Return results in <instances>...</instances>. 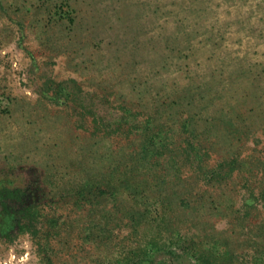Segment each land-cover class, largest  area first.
I'll return each mask as SVG.
<instances>
[{
	"label": "rangeland",
	"instance_id": "374dc122",
	"mask_svg": "<svg viewBox=\"0 0 264 264\" xmlns=\"http://www.w3.org/2000/svg\"><path fill=\"white\" fill-rule=\"evenodd\" d=\"M0 264H264V0H0Z\"/></svg>",
	"mask_w": 264,
	"mask_h": 264
}]
</instances>
